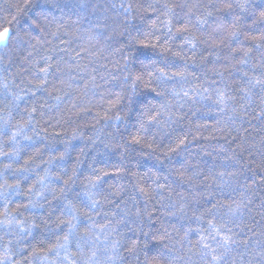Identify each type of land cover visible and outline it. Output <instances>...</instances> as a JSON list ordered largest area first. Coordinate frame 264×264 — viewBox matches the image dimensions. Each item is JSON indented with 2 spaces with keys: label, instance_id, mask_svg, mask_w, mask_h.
<instances>
[{
  "label": "clouds",
  "instance_id": "obj_1",
  "mask_svg": "<svg viewBox=\"0 0 264 264\" xmlns=\"http://www.w3.org/2000/svg\"><path fill=\"white\" fill-rule=\"evenodd\" d=\"M0 264H264V0H0Z\"/></svg>",
  "mask_w": 264,
  "mask_h": 264
}]
</instances>
